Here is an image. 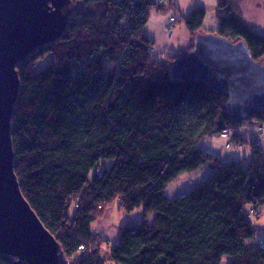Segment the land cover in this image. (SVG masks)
<instances>
[{"label":"trees","instance_id":"obj_1","mask_svg":"<svg viewBox=\"0 0 264 264\" xmlns=\"http://www.w3.org/2000/svg\"><path fill=\"white\" fill-rule=\"evenodd\" d=\"M175 2L71 0L62 37L16 67L14 174L69 264H264V242L250 223L264 208L262 141L250 143V159L237 162L199 148L224 130L240 147L237 127L254 122L264 129V110L234 123L225 94L172 78L171 64L193 45L156 55L144 27ZM245 3L218 0L217 31L203 30L201 6L182 21L191 37L205 32L242 41L254 62H264V36L243 19ZM46 56L50 62L37 70ZM204 165L211 168L207 178L169 199V184ZM113 205L126 214L141 209L144 219L102 253L105 241L90 226ZM0 264L13 259L0 254Z\"/></svg>","mask_w":264,"mask_h":264},{"label":"water","instance_id":"obj_2","mask_svg":"<svg viewBox=\"0 0 264 264\" xmlns=\"http://www.w3.org/2000/svg\"><path fill=\"white\" fill-rule=\"evenodd\" d=\"M72 16L71 0H0V254L13 264H69L20 192L10 131L20 88L17 65L57 42ZM170 73L225 94L234 123L264 110V62H254L242 41L199 33Z\"/></svg>","mask_w":264,"mask_h":264},{"label":"rangeland","instance_id":"obj_3","mask_svg":"<svg viewBox=\"0 0 264 264\" xmlns=\"http://www.w3.org/2000/svg\"><path fill=\"white\" fill-rule=\"evenodd\" d=\"M217 2L218 0H178L175 2V8H172L166 13L153 14L144 27V33L151 41H153L154 53L156 55H175L186 49L188 45L187 43L192 37L188 33L182 18L187 17L188 14L200 4L203 5V8L206 11L203 30L217 31L219 28L215 15ZM259 4L260 0H246L245 6L242 9V11H244L243 19L246 24L253 28H250L253 33L264 36V13L261 9H256ZM247 9L249 12H247ZM253 14L256 16L251 18V15ZM170 19L176 20V22L171 28V37L166 38L164 29L168 25ZM49 62L50 58L46 56L43 60L38 61L35 67L37 70H41ZM251 124L255 129V135L258 136V139L264 136V129L262 130V126L254 122H251ZM247 126L250 125L243 124L237 127L236 133L241 136L244 135L248 130ZM227 143L228 140L222 139L219 136H214L203 140L200 143L199 148L220 157L225 162H229L232 160V153L237 152L240 147H237L235 144L233 148L226 149L225 146ZM238 153L242 155V159L243 155L246 153V147H241ZM236 158L240 160L239 157ZM104 163L106 168L110 166L109 162ZM210 174L211 168L208 165L201 166L193 172L182 173L175 181L167 186L165 192L169 199L182 197L192 191L196 185L207 178ZM91 177L92 175L89 179H91ZM113 206L112 209L106 211L103 218L92 223L90 226L91 233L105 241L102 246V253H105L107 248L111 249L116 245L115 243L124 228L137 226L141 224L144 219L141 209H137L130 214L123 213L124 215H122L118 212L117 206ZM72 213L73 209H71L69 214L72 215ZM152 218L153 215H149L147 216L146 221L150 223ZM250 223L256 228L255 238L264 239V213L259 217H250ZM227 262L228 261L225 260L221 264H228Z\"/></svg>","mask_w":264,"mask_h":264},{"label":"crops","instance_id":"obj_4","mask_svg":"<svg viewBox=\"0 0 264 264\" xmlns=\"http://www.w3.org/2000/svg\"><path fill=\"white\" fill-rule=\"evenodd\" d=\"M178 0H176V2H177ZM252 2V1H251ZM199 6H202L203 7V5H199ZM246 8V7H245ZM253 9V8H252ZM257 10L258 9H261L262 10V12L264 13V6H263V0H260V4H259V6L256 8ZM247 12H249V10L247 9ZM254 16H256V15H251V18H254ZM249 27L250 28H252L250 25H249ZM253 29V28H252ZM255 30V29H254ZM204 31L205 32H212L211 30H205L204 29ZM204 32V33H205ZM195 37V36H194ZM194 37H192V38H190L189 39V41H188V45H187V47H186V49L185 50H187L188 48H190L192 45H193V43H194ZM184 51V50H183ZM181 52V51H180ZM247 125H250V126H247V128H248V130H247V132L244 134V135H239L238 133H237V136H241V138H242V140H243V143H241V145H240V148L241 147H246V153H245V155H243V158H245V159H247V160H249L250 159V157H251V148H250V143H252V142H254L256 145H259V143H261V141H262V146H264V136H262L261 138H259L258 139V136L257 135H255V129H254V127L252 126V124H248L247 123ZM249 144V145H248ZM240 148L238 149V151L237 152H233L232 153V160L234 159V158H236V157H239L240 158V160H241V157H242V155L241 154H239L238 152H239V150H240ZM242 158V159H243ZM117 206V205H116ZM114 207V206H113ZM112 209V208H111ZM117 210H118V207H117ZM263 213H264V208H263ZM118 212L119 213H121L122 215H124L123 213V211H119L118 210ZM262 213V214H263ZM256 239V238H255ZM256 240H261L262 242H264V239H256Z\"/></svg>","mask_w":264,"mask_h":264},{"label":"built area","instance_id":"obj_5","mask_svg":"<svg viewBox=\"0 0 264 264\" xmlns=\"http://www.w3.org/2000/svg\"><path fill=\"white\" fill-rule=\"evenodd\" d=\"M151 1H153L154 3H161V2H163L165 0H151ZM164 32L166 34V38H169L171 36V28L170 29L169 28H165ZM262 130H263V128H262ZM233 134H234L233 131L224 130L219 135L220 138L228 140V143L225 146L226 149H231V148H233L235 146V143L232 142V138L234 136ZM234 161L237 162V158H234ZM250 213H252V212H250ZM259 244L263 245V243H259Z\"/></svg>","mask_w":264,"mask_h":264}]
</instances>
